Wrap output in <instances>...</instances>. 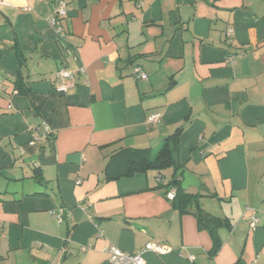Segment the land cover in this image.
Instances as JSON below:
<instances>
[{
	"label": "crops",
	"instance_id": "1",
	"mask_svg": "<svg viewBox=\"0 0 264 264\" xmlns=\"http://www.w3.org/2000/svg\"><path fill=\"white\" fill-rule=\"evenodd\" d=\"M57 1L0 3V264H110L108 245L149 241L171 251L144 264H264V0H64L52 25ZM180 125L179 164L200 182L186 190L217 227L178 212L157 171L104 178L113 152L153 154Z\"/></svg>",
	"mask_w": 264,
	"mask_h": 264
},
{
	"label": "trees",
	"instance_id": "2",
	"mask_svg": "<svg viewBox=\"0 0 264 264\" xmlns=\"http://www.w3.org/2000/svg\"><path fill=\"white\" fill-rule=\"evenodd\" d=\"M16 56L21 58L22 53L16 48ZM20 83L16 79L15 85L19 92L25 93ZM183 126H178L171 134L165 137L160 147L153 153L149 149L124 148L113 152L106 160L104 166V178L106 180H115L121 177H130L137 173H144L148 170L157 171L159 178H157L158 185L167 187V189H174V196L171 200L172 206L180 213H192L197 222L201 226H208V223L213 227L222 224L223 220L207 215L202 212L199 207L198 199L201 196L199 192L189 193L186 189L181 188V177L176 174L178 168L174 164V153L178 151V139ZM51 135V134H50ZM49 139V138H48ZM47 140V139H46ZM181 168V164H179ZM166 169H171V178L164 182L162 180L161 172ZM40 180V177L37 179ZM168 190V191H169ZM167 191V192H168ZM165 193V195L167 194ZM220 248L218 240H214L213 248L209 254H216Z\"/></svg>",
	"mask_w": 264,
	"mask_h": 264
},
{
	"label": "built area",
	"instance_id": "3",
	"mask_svg": "<svg viewBox=\"0 0 264 264\" xmlns=\"http://www.w3.org/2000/svg\"><path fill=\"white\" fill-rule=\"evenodd\" d=\"M2 3V0H0ZM66 15V4L64 0H58L56 3V9L54 15L50 18L52 25L59 24V20ZM58 32L60 29L58 28ZM232 29H227L226 34L230 35ZM133 73L136 77L141 79H146L147 75L143 73L139 66L133 68ZM50 81L52 83L53 89L56 93L63 94L66 92L67 88L73 84V76L70 71L65 68H60L53 72L50 76ZM161 114L159 112H154L147 117L148 122L157 123ZM51 129L47 122H42L35 131L32 133V141L35 143H42L50 137ZM174 196V189L171 188L166 197L172 199ZM63 214L62 208H57L54 210L53 215L57 221H61ZM264 214V211L262 212ZM249 226L253 229L257 225L258 217L255 214L249 216ZM98 235H102L100 231ZM146 251H151L156 254H164L171 251V248L167 245L160 244L156 241H149L144 244V246L135 252L128 253L120 250L115 245L110 244L105 248V252L108 254V260L110 264H144L143 253Z\"/></svg>",
	"mask_w": 264,
	"mask_h": 264
},
{
	"label": "water",
	"instance_id": "4",
	"mask_svg": "<svg viewBox=\"0 0 264 264\" xmlns=\"http://www.w3.org/2000/svg\"><path fill=\"white\" fill-rule=\"evenodd\" d=\"M174 164L175 167L178 168L176 174L181 177V188L187 189L189 187H200L199 179L189 171L183 170L179 168V160H178V153H174Z\"/></svg>",
	"mask_w": 264,
	"mask_h": 264
},
{
	"label": "rangeland",
	"instance_id": "5",
	"mask_svg": "<svg viewBox=\"0 0 264 264\" xmlns=\"http://www.w3.org/2000/svg\"><path fill=\"white\" fill-rule=\"evenodd\" d=\"M164 171V170H163ZM163 173V172H162Z\"/></svg>",
	"mask_w": 264,
	"mask_h": 264
}]
</instances>
